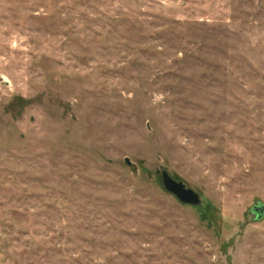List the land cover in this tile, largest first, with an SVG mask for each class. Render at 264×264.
Here are the masks:
<instances>
[{
	"label": "rangeland",
	"instance_id": "374dc122",
	"mask_svg": "<svg viewBox=\"0 0 264 264\" xmlns=\"http://www.w3.org/2000/svg\"><path fill=\"white\" fill-rule=\"evenodd\" d=\"M258 204L264 0H0V264H264Z\"/></svg>",
	"mask_w": 264,
	"mask_h": 264
},
{
	"label": "water",
	"instance_id": "95a60500",
	"mask_svg": "<svg viewBox=\"0 0 264 264\" xmlns=\"http://www.w3.org/2000/svg\"><path fill=\"white\" fill-rule=\"evenodd\" d=\"M161 174L165 190L176 197L181 204L196 208L202 205V199L198 193L188 189L185 184L174 180L167 172H159V175ZM250 213L256 217V220H262L264 218V205L258 204L251 209Z\"/></svg>",
	"mask_w": 264,
	"mask_h": 264
}]
</instances>
